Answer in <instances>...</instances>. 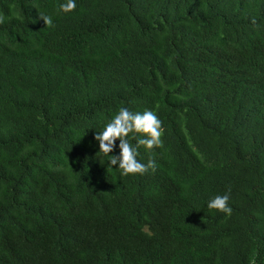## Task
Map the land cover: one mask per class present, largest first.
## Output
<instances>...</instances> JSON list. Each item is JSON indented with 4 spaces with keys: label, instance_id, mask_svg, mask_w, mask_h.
Wrapping results in <instances>:
<instances>
[{
    "label": "trees",
    "instance_id": "1",
    "mask_svg": "<svg viewBox=\"0 0 264 264\" xmlns=\"http://www.w3.org/2000/svg\"><path fill=\"white\" fill-rule=\"evenodd\" d=\"M63 2L0 0V264H264V0ZM121 106L155 170L97 156Z\"/></svg>",
    "mask_w": 264,
    "mask_h": 264
},
{
    "label": "clouds",
    "instance_id": "2",
    "mask_svg": "<svg viewBox=\"0 0 264 264\" xmlns=\"http://www.w3.org/2000/svg\"><path fill=\"white\" fill-rule=\"evenodd\" d=\"M76 8L75 0H64L57 7L59 13H70ZM46 27L53 26V20L49 15L40 14ZM6 17L0 15V24L5 22ZM253 26L257 24L252 18ZM136 141L135 146L130 142L129 137ZM162 121L156 112L145 110L142 113L132 112L127 107L121 106L113 118L106 124L103 131L96 133L94 139L99 143L98 157H108L109 168L118 165V170L122 175L144 174L149 169L155 170L156 164L153 159H149L147 164L138 161V150L144 147L147 150L163 146ZM119 140V155H110L114 151L116 141ZM231 189L228 194L217 195L207 203L209 210H216L230 216L232 208L229 207Z\"/></svg>",
    "mask_w": 264,
    "mask_h": 264
}]
</instances>
